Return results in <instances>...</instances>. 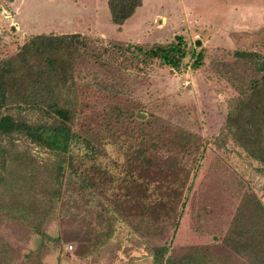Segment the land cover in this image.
I'll use <instances>...</instances> for the list:
<instances>
[{
    "label": "trees",
    "instance_id": "1",
    "mask_svg": "<svg viewBox=\"0 0 264 264\" xmlns=\"http://www.w3.org/2000/svg\"><path fill=\"white\" fill-rule=\"evenodd\" d=\"M141 6L142 0H107L110 20L119 29ZM89 43L77 33L37 34L24 39L12 54L0 57V178L14 180L19 172L33 179L31 188L42 204L32 202L28 206L32 210L50 211L67 183L84 190L90 205L107 211L114 208L122 214L124 237L118 264H264V206L249 193L243 195L220 240L230 258L213 254L210 247L195 246L181 253L173 249L208 145L222 147L224 140L231 139L264 167L262 56L234 53L246 63L257 62L260 75L246 84L215 138L202 140L163 130L131 81L134 72L153 64L176 71L183 66L199 70L206 51L199 40L195 42L198 50L180 35L146 47L114 46L122 52V104L104 101L96 93L87 98L80 94L83 83L77 64L93 57L101 66L100 52ZM95 86L100 92L110 91L101 81ZM31 147L46 151L50 164L40 170ZM40 174L44 175L41 183ZM33 223L42 241H57L40 223ZM136 225L149 226L153 238H160V244L145 245L143 256L125 250L124 233L134 235L129 229H139Z\"/></svg>",
    "mask_w": 264,
    "mask_h": 264
},
{
    "label": "rangeland",
    "instance_id": "2",
    "mask_svg": "<svg viewBox=\"0 0 264 264\" xmlns=\"http://www.w3.org/2000/svg\"><path fill=\"white\" fill-rule=\"evenodd\" d=\"M75 33L87 37L90 47L101 54V66L93 57L77 64L83 83L80 94L87 98L96 93L104 101L120 104L122 52L114 46L146 47L180 35L198 50L195 42L199 40L206 50L199 70L183 66L176 71L153 64L134 72L131 81L136 82L137 97L163 130L190 139H213L246 84L260 75L257 62L246 63L234 53L255 52L264 59V0H142V6L120 29L110 20L107 0H0V57L12 54L24 39L37 34ZM97 81L110 91L100 92ZM260 140L264 143V137ZM45 152L31 147L40 170L52 161ZM262 166L231 139L224 140L222 147L208 145L174 241L176 253L210 247L213 254L230 258L220 240L245 193L254 194L264 206ZM43 177L39 175V183ZM28 179L19 172L14 180L0 178V264L122 262L118 254L124 239L122 214L114 208L107 211L101 205H90L85 191L68 183L50 211L29 209L32 202H42L31 188L33 179ZM34 221L57 241H42L33 231ZM136 227L129 229L132 236L124 230L125 250L143 256L145 245L160 244V238H153L149 226ZM135 242L138 247L132 249Z\"/></svg>",
    "mask_w": 264,
    "mask_h": 264
},
{
    "label": "crops",
    "instance_id": "3",
    "mask_svg": "<svg viewBox=\"0 0 264 264\" xmlns=\"http://www.w3.org/2000/svg\"><path fill=\"white\" fill-rule=\"evenodd\" d=\"M62 264H69V263H67V262H62ZM139 264H141V263H139Z\"/></svg>",
    "mask_w": 264,
    "mask_h": 264
},
{
    "label": "built area",
    "instance_id": "4",
    "mask_svg": "<svg viewBox=\"0 0 264 264\" xmlns=\"http://www.w3.org/2000/svg\"><path fill=\"white\" fill-rule=\"evenodd\" d=\"M68 249H70V250H71V249H72V248H71V246H69V248H68Z\"/></svg>",
    "mask_w": 264,
    "mask_h": 264
}]
</instances>
